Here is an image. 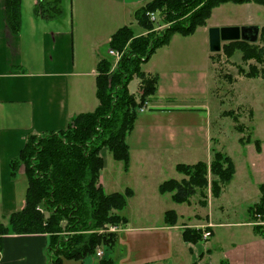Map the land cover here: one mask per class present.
Segmentation results:
<instances>
[{
	"label": "crops",
	"instance_id": "0c3cea01",
	"mask_svg": "<svg viewBox=\"0 0 264 264\" xmlns=\"http://www.w3.org/2000/svg\"><path fill=\"white\" fill-rule=\"evenodd\" d=\"M149 1L71 0L70 8L63 5L65 15L61 19H46L35 13L40 0H22V29L16 35L6 20L5 0H0V219L4 223L26 204L27 189L21 197L19 177L26 176L28 187L25 166L20 167L14 178L11 161L19 156L30 135L66 130L72 117L98 108V64L108 56L112 36L119 29L130 26L137 35L147 33L134 13ZM215 26L223 27L209 23L190 36L175 34L169 44L157 49L142 66L147 75L158 77L157 90L140 110L127 137L130 167L125 171L122 162L120 167L130 181L124 190L117 189L116 181L111 175L108 177L109 165L111 169L116 165L112 154L109 151L105 157L108 149L101 151L105 165L100 185L107 194L131 189L133 195L127 206L140 198L145 200L139 201L141 204L159 202L165 195L159 186L169 179L180 178L177 162L194 164L212 156L218 139L212 131L209 29ZM135 78L140 81L138 95L130 88ZM135 78L129 90L139 99L143 93L141 79ZM241 138L239 145L244 151L249 148L252 151L249 150V156L239 153L240 162L251 175L254 172L253 180L259 177L255 182L260 189L264 184V177L259 176L264 175V143L261 141V149L257 150L255 137L246 144ZM234 153L230 155L236 173L228 186L239 174ZM168 194L172 199V194ZM170 210L163 211L164 223L157 225H134L131 218L123 215L128 223L118 231L117 264H219L222 260L235 264L236 250L220 248L216 255L211 249L200 251L199 243L186 242L183 225L179 223L180 212L172 209L178 215L176 225L166 223V212ZM150 211H144L143 217H151ZM223 224H208L213 237L214 228ZM49 244L46 233L4 235L0 264H49ZM245 252L249 253L246 247ZM206 256L212 260L205 262ZM86 263L100 264V259L89 258ZM64 264L84 263L65 259Z\"/></svg>",
	"mask_w": 264,
	"mask_h": 264
},
{
	"label": "trees",
	"instance_id": "16d2710c",
	"mask_svg": "<svg viewBox=\"0 0 264 264\" xmlns=\"http://www.w3.org/2000/svg\"><path fill=\"white\" fill-rule=\"evenodd\" d=\"M264 5V0H151L135 10L138 24L147 31L137 35L130 26L119 29L109 47L123 51L124 56L114 66L109 54L97 67V96L100 100L94 112L72 117L66 130L44 135H30L18 157L11 161L12 176L17 177L22 165L26 168L28 187L25 207L12 213L5 224L0 219V250L2 239L8 234L46 233L50 237L49 264H64L65 259L81 260L96 257L98 247L104 256L100 264H117L118 233L107 231L108 225L124 226L128 220L122 212L133 195L131 189L124 193L107 194L100 185L105 162L101 156L108 149L116 161L130 167V148L127 137L135 127L140 109L157 90L158 77L147 75L142 66L157 49L170 43L175 34L193 35L198 27L205 26L214 8L225 3ZM36 14L46 19H61L65 15L62 0H40ZM158 14L163 22L170 23L163 30H155V23L148 13ZM6 20L10 30L19 34L22 29V0H5ZM260 44L243 40L231 41L224 50L237 47L244 52V59L264 63V25L260 29ZM264 75V67L251 65L248 76ZM141 79L142 95L138 99L129 90L130 82ZM238 130L240 127L238 126ZM245 140L241 138V142ZM250 141V139H246ZM259 147V141H256ZM210 171L215 177L212 192L221 195L222 186L229 184L236 173L233 159L214 151ZM179 172L189 178L178 181L169 179L159 186L163 194L172 193V199L184 203L196 188L208 185V167L203 162L195 165H177ZM259 201L249 208L255 222L264 223V184L260 185ZM166 223L176 225L175 211L166 212ZM65 223V225H64ZM256 231L264 224H256ZM70 232L67 237L63 234ZM186 242L199 243L201 229L187 227L183 232ZM196 264V263H193ZM219 264H230L222 260Z\"/></svg>",
	"mask_w": 264,
	"mask_h": 264
},
{
	"label": "rangeland",
	"instance_id": "374dc122",
	"mask_svg": "<svg viewBox=\"0 0 264 264\" xmlns=\"http://www.w3.org/2000/svg\"><path fill=\"white\" fill-rule=\"evenodd\" d=\"M62 5H67L70 8L71 0H64ZM209 23L241 27L255 25L261 28L264 25V5L254 2L245 4L225 3L221 7L213 9L210 18L206 20L205 26ZM196 36H200V34ZM228 43H223L220 52L210 53L212 131L214 138L218 140L214 143L212 156L207 160L202 159V161H199L205 163L208 167L207 187L196 188V192L184 203L174 202L168 194L170 192H168L157 203L147 205V202L141 204L139 201L144 202L145 200L140 198L139 201L138 199L132 201L122 212L117 210L116 212L131 218V223L134 225H157L164 223L163 211L175 209L182 215V220L179 223L180 226L183 225L181 227L183 231L187 227L201 229L202 240L197 246L200 251L205 253L211 249L218 255L220 248H222V251H227L225 249L228 247L229 251H238V253L233 254L235 264H251L252 260H254V264H264V230L256 231L254 228L257 223H264L259 222L260 219L255 222L249 211V208L256 204L261 196L259 186L255 182L259 177L253 180L252 175H254V172L251 175V172L244 168L239 158V153H244V155L247 153V156H249L252 151L249 148L245 152V148L239 145L240 136H243L245 141L242 143L244 144L248 143L246 141L248 138L255 137L256 141L259 138L257 150L261 149V141L264 143V75L248 76L251 65L263 68L264 63L259 64L255 59H244V52L237 47L224 50V45ZM256 43L260 44L261 42ZM139 82V79L135 78L130 84L131 91L136 95H138ZM238 126L240 130H238ZM214 151H220L231 158L230 153L238 151V153H234V156L238 161L239 174L230 186L228 184L222 186L221 195L223 192L224 195H220L221 197L215 196L212 192V181L215 177L211 173L210 167L214 160ZM104 153L105 157L109 156L108 150ZM112 160L116 165L114 169H111L112 167L109 165L108 177L111 175L112 179L116 181L117 189L124 190L125 185L130 181V177L121 170V162L113 158ZM197 163L177 162V165H195ZM177 165L176 171L180 177L177 180L188 179L187 175L178 171ZM262 168H264V165H262ZM261 173L263 174V172ZM259 176L264 177V175ZM18 181L19 195L23 197L27 189L26 176L19 177ZM161 194L163 195V193ZM146 210H151V217H143ZM7 223L8 220L5 224ZM211 223H224L214 228L215 237H213L212 227L208 225ZM207 231H210L211 235L208 239H204L203 236ZM115 233L118 232L115 231ZM245 247L248 248L249 253L245 252ZM241 249L242 251H240ZM210 260L212 259L206 256L205 262Z\"/></svg>",
	"mask_w": 264,
	"mask_h": 264
},
{
	"label": "water",
	"instance_id": "95a60500",
	"mask_svg": "<svg viewBox=\"0 0 264 264\" xmlns=\"http://www.w3.org/2000/svg\"><path fill=\"white\" fill-rule=\"evenodd\" d=\"M260 29L255 25L211 27L209 29L210 51L220 52L225 42L243 40L256 43L260 36Z\"/></svg>",
	"mask_w": 264,
	"mask_h": 264
},
{
	"label": "built area",
	"instance_id": "2783aa9c",
	"mask_svg": "<svg viewBox=\"0 0 264 264\" xmlns=\"http://www.w3.org/2000/svg\"><path fill=\"white\" fill-rule=\"evenodd\" d=\"M151 21H153L155 23V30H163L165 29L166 27H169L170 26V23H167V22H163L160 18V16L154 12H149L148 13ZM108 54L114 58L115 62H114V66L112 68L111 71L114 70V68L117 66L118 62L122 59V57L124 56V52L123 51H118V50H115L113 48H110L108 50ZM143 108H141L140 110H143ZM107 231H110V232H118L119 231V227L117 226H113V225H110L109 227H107ZM70 232H65L63 235L65 237H67V235H69ZM211 235V232L210 231H207L205 232L204 234V239H208ZM104 256V250L103 248L99 247L97 249V252H96V257L101 259L102 257Z\"/></svg>",
	"mask_w": 264,
	"mask_h": 264
}]
</instances>
